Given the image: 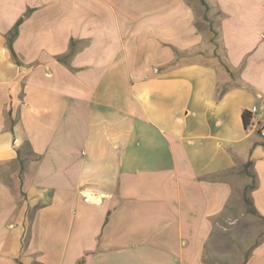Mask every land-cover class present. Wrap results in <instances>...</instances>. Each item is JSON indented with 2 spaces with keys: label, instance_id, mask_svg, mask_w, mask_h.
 <instances>
[{
  "label": "crops",
  "instance_id": "obj_1",
  "mask_svg": "<svg viewBox=\"0 0 264 264\" xmlns=\"http://www.w3.org/2000/svg\"><path fill=\"white\" fill-rule=\"evenodd\" d=\"M207 1L0 0V264H209L247 162L264 217V0Z\"/></svg>",
  "mask_w": 264,
  "mask_h": 264
},
{
  "label": "rangeland",
  "instance_id": "obj_2",
  "mask_svg": "<svg viewBox=\"0 0 264 264\" xmlns=\"http://www.w3.org/2000/svg\"><path fill=\"white\" fill-rule=\"evenodd\" d=\"M203 9L205 11L202 5ZM205 13L212 16V20L216 17L213 8ZM208 18L204 15L202 21L213 23ZM262 239L264 218L248 213L242 197L234 198L215 224L207 243L205 261L209 264H242Z\"/></svg>",
  "mask_w": 264,
  "mask_h": 264
},
{
  "label": "trees",
  "instance_id": "obj_3",
  "mask_svg": "<svg viewBox=\"0 0 264 264\" xmlns=\"http://www.w3.org/2000/svg\"><path fill=\"white\" fill-rule=\"evenodd\" d=\"M202 5L204 6L205 8V11L208 12L209 8H210V3L207 1V0H200ZM28 14V13H27ZM27 14L25 16H27ZM206 15V13H205ZM207 17V16H206ZM23 18H20L16 25L14 26L12 32L10 33V38H9V46L11 45V41L12 39L16 36V33H17V28H18V25L23 21ZM217 45V44H216ZM218 46V45H217ZM13 57H15L14 53H13ZM225 65V68L226 70L228 71V67L226 64ZM245 117H246V114L244 112L243 114V123H245ZM251 165V162H247L244 167H243V173L245 175H247L248 177H250L251 179V182L249 184H247L244 189H243V194H242V199L246 205V208H247V212L248 213H251L253 215H256V216H259V217H262L258 214V212L255 210L253 204H252V201H251V198H250V191H252L255 187H256V181H255V175L252 173V172H248L247 169L248 167H250ZM264 218V217H262ZM248 257V256H247ZM246 257V259H247ZM246 259L244 261H246ZM33 264H38V263H33Z\"/></svg>",
  "mask_w": 264,
  "mask_h": 264
},
{
  "label": "built area",
  "instance_id": "obj_4",
  "mask_svg": "<svg viewBox=\"0 0 264 264\" xmlns=\"http://www.w3.org/2000/svg\"><path fill=\"white\" fill-rule=\"evenodd\" d=\"M245 114H246L245 123H244L245 132L249 135L258 136L259 138L264 139V109H259L257 107L256 118H249L247 111H245ZM246 122H254V129H246Z\"/></svg>",
  "mask_w": 264,
  "mask_h": 264
},
{
  "label": "bare ground",
  "instance_id": "obj_5",
  "mask_svg": "<svg viewBox=\"0 0 264 264\" xmlns=\"http://www.w3.org/2000/svg\"><path fill=\"white\" fill-rule=\"evenodd\" d=\"M247 113H248L249 118H256V116H257V107L256 106H252L248 110ZM246 129H254V122H246Z\"/></svg>",
  "mask_w": 264,
  "mask_h": 264
}]
</instances>
